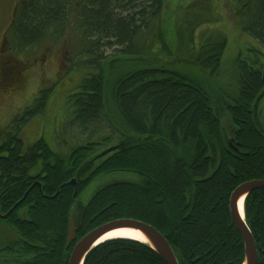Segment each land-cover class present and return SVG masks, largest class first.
Masks as SVG:
<instances>
[{
	"label": "trees",
	"instance_id": "16d2710c",
	"mask_svg": "<svg viewBox=\"0 0 264 264\" xmlns=\"http://www.w3.org/2000/svg\"><path fill=\"white\" fill-rule=\"evenodd\" d=\"M165 2L19 0L9 26L12 49L19 53L51 40L59 43L70 27L75 29L83 42L68 68L76 80L67 95L69 124L84 130L106 117L117 137L64 146L66 153L51 149L44 138L27 145L22 131L47 112L51 99L53 87H44L0 130V209L9 211L22 200L7 218L21 207L38 210L29 216L35 221L30 225L60 228L63 247L71 217L82 235L85 229L134 219L157 228L180 264H243L244 239L233 222L230 200L240 184L264 179V118L255 114L257 99L264 96V0H230L234 17L255 46L249 48L251 55L235 57L236 90L225 94L224 103L217 102L220 95L210 82L223 77L227 35L199 33L193 64L208 82L169 67L158 57L171 55L163 26ZM206 18L188 26L192 41ZM101 46L114 52L104 55ZM104 142L111 145L102 151L118 148L101 158ZM114 172L135 173L139 180L114 181L88 202L80 201L94 178ZM72 178L77 187L70 184ZM36 180L41 187L30 188ZM41 194L51 197H36ZM245 217L264 251V188L246 197ZM49 231L35 235L36 240H54ZM7 253L5 258L11 256ZM84 264L166 262L144 242L116 238L91 250ZM258 264H264L262 253Z\"/></svg>",
	"mask_w": 264,
	"mask_h": 264
},
{
	"label": "rangeland",
	"instance_id": "374dc122",
	"mask_svg": "<svg viewBox=\"0 0 264 264\" xmlns=\"http://www.w3.org/2000/svg\"><path fill=\"white\" fill-rule=\"evenodd\" d=\"M18 2L19 0H0V130L10 125L16 116L32 104L41 89L52 86L47 112L30 121L21 133L27 145L44 138L51 149L66 153L64 146L72 149L87 143L101 142L109 135L116 139L112 123L106 117L84 130L69 124L67 95L76 87V80L74 71H68V68L83 42L81 35L73 32L75 29L70 27L66 37L61 38L59 43L51 40L19 53L12 49L9 26ZM232 7L230 0H166L163 26L171 55L163 53L158 55L159 59L170 62L171 68H182V72L202 80L203 83L208 82L200 68L193 64L201 46L199 33L206 31L207 36H213L216 30H221L228 37L221 63L224 74L210 84L215 89L213 92L219 95L232 91L237 80L235 75H231L234 72L235 57L240 52L243 56L251 55L249 48L255 46V40L238 24ZM200 17H207L209 20L196 29L197 34L192 41V31H189L188 26L193 28L194 21ZM100 50L104 55L114 52L108 46H101ZM157 50L158 44L154 45L153 51ZM104 143L99 155L103 148L111 145ZM119 180L136 181L139 177L131 172L101 174L86 186L80 201L88 202L105 185Z\"/></svg>",
	"mask_w": 264,
	"mask_h": 264
},
{
	"label": "flooded vegetation",
	"instance_id": "af4514ba",
	"mask_svg": "<svg viewBox=\"0 0 264 264\" xmlns=\"http://www.w3.org/2000/svg\"><path fill=\"white\" fill-rule=\"evenodd\" d=\"M231 90L234 92V90H236V87ZM229 92L230 91L221 93L220 97L217 98V102L218 103L226 102L225 94ZM221 96H223V98ZM257 100H258V105H257L258 109L255 114H259L260 117L264 118V96L262 95V97ZM260 133L263 134L264 131H260ZM260 150L264 151V146H261ZM95 164H93V166H95ZM73 179L74 178H72L69 182H71ZM252 180H256V179H252ZM252 180H248V181H252ZM28 182L30 183L31 180H28ZM34 186L41 187L40 181L38 180L34 181V183L31 185L30 188H33ZM28 193L29 191L26 193V195ZM36 197L49 198L51 196L46 194H41V195H37ZM20 202L18 204H15L13 207H11L9 211L0 209V260L1 259L7 260L1 262L0 264H69L71 254L76 244L83 237H85L87 234H89L92 230L95 229L93 228L87 231L86 233H85L86 231L85 229L82 235V233H80V230H82V228L79 229L74 224L75 225L74 238L72 240L69 239V231H68V237H67L68 241L63 247L62 242L60 241L61 239V235L59 233L60 228H55L53 231H49L53 229L52 226L45 227L42 225L40 226L30 225V223L34 224L35 221L33 219H30L29 216L31 214L38 215L39 213L38 210L30 211L26 207H21L19 210H16L13 216L7 218L11 213H13L14 209L19 206ZM45 205L48 204L45 203ZM15 223H16V227L13 226L15 225ZM46 229H48L49 231L50 238L53 237L54 240L51 239L46 241L36 240L35 235L44 232ZM54 232L56 233L55 237L53 236ZM8 251L11 253L10 254L11 256L5 258L4 255L9 254L7 253Z\"/></svg>",
	"mask_w": 264,
	"mask_h": 264
},
{
	"label": "water",
	"instance_id": "95a60500",
	"mask_svg": "<svg viewBox=\"0 0 264 264\" xmlns=\"http://www.w3.org/2000/svg\"><path fill=\"white\" fill-rule=\"evenodd\" d=\"M117 148V145L110 147L104 150L99 155V157H104L112 151H115ZM70 184L73 186H77V179L74 178L70 182ZM261 188H264V179H256L241 184L233 191L231 195L230 213L234 224L243 236L245 244V258L243 264H258L260 253L264 254V251L256 244L255 238L245 219L246 197L253 191ZM75 195H77V191ZM242 200L243 212L240 209V202ZM118 229H132L135 231H139L146 238V241L142 242L152 247L157 252V254L166 262V264H180L169 241L157 228L145 222L134 219H118L92 230L76 244L71 254L69 264H84L87 255L91 252V250L98 246L96 245L97 242L110 231ZM74 235L75 227L74 219L72 217L70 219L69 225V239L72 240L74 238Z\"/></svg>",
	"mask_w": 264,
	"mask_h": 264
},
{
	"label": "bare ground",
	"instance_id": "6f19581e",
	"mask_svg": "<svg viewBox=\"0 0 264 264\" xmlns=\"http://www.w3.org/2000/svg\"><path fill=\"white\" fill-rule=\"evenodd\" d=\"M240 209L243 212V200L240 202ZM121 237L130 238L141 242L146 241V238L139 231H135L132 229H118V230L110 231L108 234L103 236L97 242L96 245H100L101 243H104L105 241H108L110 239L121 238Z\"/></svg>",
	"mask_w": 264,
	"mask_h": 264
}]
</instances>
